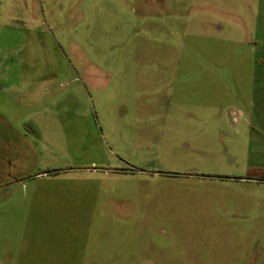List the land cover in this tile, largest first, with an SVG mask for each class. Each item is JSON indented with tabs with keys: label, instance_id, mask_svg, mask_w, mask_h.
Masks as SVG:
<instances>
[{
	"label": "rangeland",
	"instance_id": "obj_1",
	"mask_svg": "<svg viewBox=\"0 0 264 264\" xmlns=\"http://www.w3.org/2000/svg\"><path fill=\"white\" fill-rule=\"evenodd\" d=\"M0 264H264V0H0Z\"/></svg>",
	"mask_w": 264,
	"mask_h": 264
}]
</instances>
